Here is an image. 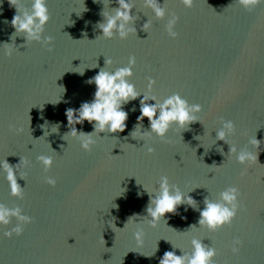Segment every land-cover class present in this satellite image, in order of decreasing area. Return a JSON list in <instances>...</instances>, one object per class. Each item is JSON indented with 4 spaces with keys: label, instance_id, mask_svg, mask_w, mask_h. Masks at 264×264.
Listing matches in <instances>:
<instances>
[{
    "label": "water",
    "instance_id": "obj_1",
    "mask_svg": "<svg viewBox=\"0 0 264 264\" xmlns=\"http://www.w3.org/2000/svg\"><path fill=\"white\" fill-rule=\"evenodd\" d=\"M163 2L178 17L175 38L165 30L167 15L156 19L143 0H133L136 33L124 39L105 38L96 26L115 0H47L50 19L43 34L53 37L51 49L14 34L16 9L8 0L0 3V160L28 161L20 168L24 178L17 175L23 198L9 195L0 170V201L19 204L33 217L19 236L0 231V264H159L165 250L190 252L193 235L217 249V264H264V5L247 12L235 0H194L191 8L179 0ZM147 19L152 23L145 31ZM3 43H12L11 56L4 55ZM129 55L136 58L129 80L138 91L147 90L151 76L159 98L179 92L201 104L199 120L183 129L173 124L169 140L146 137L155 149L148 153L144 141L130 135L138 96L122 105L128 111L125 129L94 134L90 151L73 137L63 139L69 129L65 110L92 99L95 84L88 78L105 58H112L105 65L112 70L127 64ZM220 118L235 125L228 143L256 152L257 161L240 164L227 153L229 145L215 137ZM142 125L148 127L147 117ZM76 127L92 130L86 120ZM253 136L257 146L248 143ZM41 153L53 157L47 171L36 159ZM161 175L197 206L181 203L151 227L143 217L149 201L143 185L155 189ZM228 185L240 190L232 223L214 232L200 227L204 197L218 198ZM137 227L144 230L142 246L133 236ZM234 237L241 240L238 253L231 251Z\"/></svg>",
    "mask_w": 264,
    "mask_h": 264
},
{
    "label": "clouds",
    "instance_id": "obj_2",
    "mask_svg": "<svg viewBox=\"0 0 264 264\" xmlns=\"http://www.w3.org/2000/svg\"><path fill=\"white\" fill-rule=\"evenodd\" d=\"M2 2L3 0H0V3ZM8 2L10 6H14L16 9L10 20L15 29L14 34L22 33L25 37L24 42L37 41L51 49L53 37L43 34L44 27L50 19L47 0H8ZM109 2L110 0H108ZM179 2L185 8H191L194 4V0H179ZM115 3L116 7L110 10H102L103 20L98 21L96 26L101 30L100 35L105 38L111 39L113 36H118L124 39L129 33H136V28L132 24L136 17L131 13L134 3L133 0H115ZM143 4L152 10L156 19H163L167 15L164 25L166 32L172 38L178 35L175 31L178 17L175 13L166 9L164 2L161 3V0H143ZM235 4L247 12H253L258 6L264 5V0H235ZM151 23L152 21L147 19L142 28L146 31L150 28ZM14 34L13 36H15ZM3 45L4 55L11 56L14 51L12 43H3ZM112 63L111 57L105 58L104 65L88 78L87 83L95 84L92 99L81 102L78 108L69 107L65 110L69 129L64 133L63 139L73 137L79 141L82 149L90 151L96 143L94 134L122 132L125 129L128 111L122 105L138 96L140 97L139 115L136 117L137 123L130 135L133 138L142 139L148 153L154 152L155 149L145 140L146 137L151 138L154 135L162 140H169L167 133L173 124L178 129H183L190 122L199 120L197 113L201 111V104L189 103L179 92H172L162 99L159 98L152 92L156 81L151 76L147 78V90L138 91L135 84L129 80L136 63L134 55H129L127 64L115 67L112 70L105 67V65H112ZM83 71L84 68L78 72L83 74ZM60 88L63 91L65 90L63 86H60ZM131 110H135V106ZM144 117L148 119V127L141 130ZM85 120L92 125L91 131H84L82 128L77 129L76 125L83 124ZM220 125L216 129L215 137L216 140H223L229 145L227 153L230 156L234 154L235 160L240 164L257 161L256 152L246 147L238 150L236 144L228 143L227 137L235 131L232 120L220 118ZM55 126L54 131L57 130L58 125ZM248 143L257 146L260 141L253 136L249 138ZM36 159L43 165L45 171L53 163V157L43 153L37 155ZM27 163L28 161L23 157L16 164H10L6 159L0 160V170L3 172L4 179L8 182L9 195L12 197L23 198L24 187L17 182V175L24 178L25 173L20 171V168ZM45 181L49 185H55L56 183L53 176H46ZM157 184L158 187L152 190L143 185L149 194V201L145 209L146 215L143 216L149 226L155 227L166 212H176L177 206L181 203L186 202L194 208L197 206L196 201L188 195V192L182 191L179 185L169 182L167 175H161ZM239 194L240 190L237 186L228 185L219 191L218 198L204 197V207L199 209L198 225L212 232L225 225H230L240 207ZM136 215L133 214L128 220ZM13 218H15V223L12 222ZM32 220L33 217L23 211L19 204L9 206L7 203L0 201V231H2L4 237L11 238L13 234L16 236L21 235L24 226L31 223ZM9 225L10 227H8ZM192 226L194 225L190 227ZM133 236L136 244L142 246L143 228L137 227L133 232ZM189 243L191 245L190 252H184L179 246L172 244L173 249L180 248L181 253L177 254L174 250H165L159 258V264H217L214 259L217 249L212 244L204 243L202 238L196 235L191 236ZM240 244V238L234 237L231 251L238 253Z\"/></svg>",
    "mask_w": 264,
    "mask_h": 264
}]
</instances>
